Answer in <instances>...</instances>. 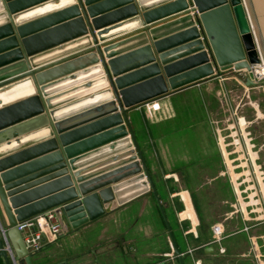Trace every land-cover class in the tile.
Masks as SVG:
<instances>
[{"label": "crops", "instance_id": "0c3cea01", "mask_svg": "<svg viewBox=\"0 0 264 264\" xmlns=\"http://www.w3.org/2000/svg\"><path fill=\"white\" fill-rule=\"evenodd\" d=\"M98 1H101L99 12L102 11L101 15L105 16L102 24L106 26L103 27H113L105 37L106 41L114 43L112 53L120 58L119 75L128 77L129 85L133 83L137 86L135 97L149 96L127 108L126 115L167 222L174 236L178 237L175 240L181 254H184L182 239L188 231L178 213L181 208H176L175 203L166 202V199H172L180 192L186 194L189 192L187 185H197L198 179L221 177L220 121L227 117L231 103L229 90L220 82V73L170 92L157 93V84L153 83L156 77L153 53L145 49L146 37L141 31L145 25L143 14H149L150 19L160 18L170 11L164 3L173 0ZM70 2L0 0L2 77H9L29 65L84 51L80 49L86 43L79 41L82 30L79 24L72 23L70 14L48 19ZM27 55L32 57L33 63ZM93 61V57H77L53 66L47 69L46 72L51 73L48 76L50 80L43 86L44 93L50 99L53 117L63 120L69 133H81L80 136L75 135L77 140L71 143L86 141L85 148L100 145L85 152L81 169L89 175L99 173L101 176L120 168L117 165L131 153L130 150H122L121 144L108 142L111 136H101L115 126H110L112 120H107L111 115L108 105L111 93L105 73L99 67L100 62ZM234 80L244 83L239 74ZM22 83L0 93L2 106L25 99L33 93L31 81ZM25 86L31 88L27 90ZM154 102L158 103V108L153 110L150 105ZM36 107L22 105L1 117V121L23 118ZM27 121L20 122V127L14 129L13 134H8L9 141L0 145L2 153L36 147L49 137L50 129L42 124L45 121L41 115ZM97 136L101 137L92 140ZM214 148H218V160L212 154ZM223 149L221 142V151ZM43 151L36 149L30 156H37ZM179 178L185 180L186 187L173 189L172 184L176 185L174 182ZM165 179L173 181L168 183ZM116 185L120 187L113 191L114 198L108 202L104 215L66 234L60 233L53 242L41 246L31 254L33 264H174V261L180 264L157 202L151 191L145 188L144 181L139 179ZM186 209L181 212L182 216ZM5 222L0 204V236ZM8 258L10 264H19L13 252L8 253ZM183 261L185 264L186 260ZM0 264H6L2 256Z\"/></svg>", "mask_w": 264, "mask_h": 264}, {"label": "water", "instance_id": "95a60500", "mask_svg": "<svg viewBox=\"0 0 264 264\" xmlns=\"http://www.w3.org/2000/svg\"><path fill=\"white\" fill-rule=\"evenodd\" d=\"M164 4L170 11L157 19H150L149 14L144 13L145 25L141 29L146 37L145 49L153 53L152 62L156 67L153 83L157 84V93L170 92L230 69L238 72L246 86L258 84L250 76L253 71L258 77L261 76L256 66L259 62L256 50L264 62V0H173ZM100 6L101 1L98 0H71L70 5L48 18L65 13L71 15L72 23L79 24L82 30L79 41L86 43L80 49L84 50L82 53L29 65L9 77L0 74V93L26 81H31L34 86L30 96L10 105L2 106L0 99V145L9 141L8 134H13V130L20 127V122L27 123L36 116L41 115L45 121L42 124L50 129L49 137L36 147L7 154L2 153L0 147V204L6 221L4 237L19 259V264H33L32 253L27 250L22 238L23 232L16 227L17 221L54 209L61 233L66 234L104 215L108 202L114 198L113 191L120 187L116 184L142 179L145 188L151 191L157 202L173 251L179 263L184 264L183 257L188 253L181 254L178 248L126 115L127 108L149 96L135 97L137 86L133 83L129 85L130 79L119 75L120 58L112 53L114 43L106 41L105 37L113 27H103L106 26L102 24L105 16L101 15L102 11L99 12ZM251 24L255 27L258 43ZM87 56L93 57L92 63L100 62L99 67L103 68L111 93L108 103L111 115L107 120H112L110 126L115 127L101 136H111L108 142L121 144L122 150H130L131 153L117 165L120 168L101 176L99 173L89 175L81 169L85 152L100 145L85 148L86 141L71 143L77 140L74 136L79 133H69L63 120L53 117L50 99L44 93L43 86L50 80L48 76L51 73L46 72L47 69ZM29 58L33 63L32 57ZM22 105L37 106V109L23 118L1 121V117ZM116 140H119L118 143ZM39 148L44 151L30 156ZM40 242L42 246L46 245L44 240ZM4 245V238L0 236V256L6 264H10ZM211 250L212 247L204 249L205 252Z\"/></svg>", "mask_w": 264, "mask_h": 264}, {"label": "rangeland", "instance_id": "374dc122", "mask_svg": "<svg viewBox=\"0 0 264 264\" xmlns=\"http://www.w3.org/2000/svg\"><path fill=\"white\" fill-rule=\"evenodd\" d=\"M256 51L257 64H264ZM236 73L232 69L221 73L231 101L227 117L220 121L221 177L198 179L197 185L187 187L179 178L173 189L186 187L189 192L166 199L181 208L178 213L188 231L182 239L188 253L185 264H264V79L248 87L234 80ZM212 154L219 159L218 148ZM215 224L222 227L219 242L212 232ZM209 247L212 250L205 252Z\"/></svg>", "mask_w": 264, "mask_h": 264}, {"label": "built area", "instance_id": "2783aa9c", "mask_svg": "<svg viewBox=\"0 0 264 264\" xmlns=\"http://www.w3.org/2000/svg\"><path fill=\"white\" fill-rule=\"evenodd\" d=\"M196 26L198 27V24H196ZM257 65L259 66V64H256V66ZM260 72H261V76L258 77L256 75V72L253 71L250 78L255 82H257V80H260L262 77L264 79L262 71ZM218 75H220V73H218ZM150 108L153 110L157 109L158 103L156 102L152 103L150 105ZM16 227L18 230H21L23 232L22 238L27 250L30 253H33L40 249V247L42 246L40 242L41 239L44 240L46 244H48L53 242L57 238V236L61 233V227L59 221L56 218L54 209H49L30 218L17 221ZM212 232L215 235L216 238L215 241L219 242L221 239L222 227L219 224H215L212 227ZM41 235H43L42 238ZM1 236L2 238H4L5 241L4 249L7 250L8 253L12 254V250L10 249L9 244L7 243V240L4 237L3 229L1 230ZM219 252L224 253L225 249L223 247H219ZM56 264H66V263L59 262Z\"/></svg>", "mask_w": 264, "mask_h": 264}, {"label": "bare ground", "instance_id": "6f19581e", "mask_svg": "<svg viewBox=\"0 0 264 264\" xmlns=\"http://www.w3.org/2000/svg\"><path fill=\"white\" fill-rule=\"evenodd\" d=\"M71 1V0H70ZM245 1V0H244ZM252 25V24H251ZM252 31H253V33H254V35H255V37H256V40H257V43H258V39H257V35H256V30H255V27L252 25ZM264 63V62H263ZM258 66V65H257ZM258 68H259V70L260 71H262V73H263V76H264V64H262L261 65V63L259 64V66H258ZM23 84V83H22ZM25 84V83H24ZM21 85V84H20ZM25 85H27V84H25ZM25 88L27 89V90H29L31 87H29V86H25ZM241 124H244V121L243 120H241V122H240ZM223 154V153H222Z\"/></svg>", "mask_w": 264, "mask_h": 264}]
</instances>
